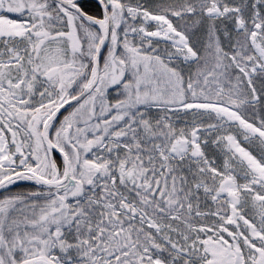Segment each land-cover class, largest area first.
Masks as SVG:
<instances>
[{
  "label": "snow or ice",
  "instance_id": "1",
  "mask_svg": "<svg viewBox=\"0 0 264 264\" xmlns=\"http://www.w3.org/2000/svg\"><path fill=\"white\" fill-rule=\"evenodd\" d=\"M0 264H264V0H0Z\"/></svg>",
  "mask_w": 264,
  "mask_h": 264
}]
</instances>
